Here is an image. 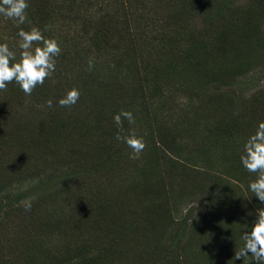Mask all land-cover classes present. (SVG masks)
I'll return each mask as SVG.
<instances>
[{"label": "trees", "instance_id": "16d2710c", "mask_svg": "<svg viewBox=\"0 0 264 264\" xmlns=\"http://www.w3.org/2000/svg\"><path fill=\"white\" fill-rule=\"evenodd\" d=\"M81 1L29 0L32 7L27 10L28 18L33 26L42 29L45 26L49 27L50 30L44 33L45 36H52L53 23L60 20L80 24L77 21L98 19L97 25L84 23L80 28L81 31H92L90 45L96 55L93 58L95 71L91 73L95 77L103 75L102 82L107 83L109 69L120 70L127 67L132 73L134 70L143 76L145 82L143 91L149 92L148 99H152L153 102L157 100V103L161 102L165 106L169 100L180 94L186 95L188 99V105L175 108L178 110L177 114L171 112L174 108L165 111L163 117L153 113L154 117H151V120L154 119L152 124L157 137V142L155 141L157 147L152 145L148 158L141 157V163L148 168L151 165L156 166L151 173L163 176L162 170L157 173L160 166L158 161L162 159L168 164L170 160L169 174L180 175V172L187 174L195 190L200 192L203 190L209 200L201 207L197 216L189 211L174 231L169 233L167 227L175 223L176 216L171 212L173 209H170L168 195L166 194L165 200L161 198L157 203V210L152 211L150 218L152 220L147 223L153 227L145 229L154 238L155 247L152 250H138L141 258L145 259L146 264H234L235 252L244 245L243 233L250 231L256 219V209L264 207L248 188L256 174L249 173L240 162L244 143L254 133L258 123L264 120V87L249 94L238 88L243 82L240 83L243 75L248 74L258 65L257 63L264 64V0H158L165 5L168 13L167 19L162 16L157 19V23L143 11L138 12L139 8L144 9L148 0H122L127 1L129 11L123 5L119 10H114L115 14L102 8L90 11V5L88 3L83 5ZM12 26L13 23H10L7 27L9 29ZM112 51H115L113 67L98 62L101 53L106 55ZM88 53L90 54L85 53L87 57L90 56ZM80 54L84 57L83 52H76V56ZM59 58L62 65L65 62V55ZM81 80L88 82L84 77ZM12 85L14 84H9L8 89L11 90ZM167 86L171 92L165 96L162 92ZM12 106L13 101L10 99L2 102L0 116H3V113L10 114ZM94 117L100 122L97 120L98 117ZM174 118L176 119L174 125L177 124L178 127L175 133L172 132L174 125L168 126ZM69 122L71 121H64L63 124ZM57 125L59 124L55 123V133H58L59 141H56V147L69 146V151H73L71 138L78 131L65 125L68 133L63 135L61 128L57 129ZM17 130L21 132L19 128ZM6 132L8 133L7 130ZM2 133L1 135H4V131ZM151 140L153 141V138ZM92 150L94 153L91 155H83V151L78 150L74 154L75 158L65 160L75 166H78L76 163H90L89 166L80 167L77 170H81L80 173L102 172L106 167L107 172H112L117 179L116 190L111 194L110 187L114 186V178L113 175L111 178L107 177L108 194L100 196L102 199L96 197L97 205L93 207L94 209L89 202H81V206L87 209L82 211L84 215L102 220L97 225L101 236L104 231L103 224H106L107 231L104 234L107 235V245L88 242L86 246L75 244L61 249L57 245L42 241L39 252L46 254V258L51 254H59L57 259H55L57 256L51 257L55 260L49 264H119L115 261L117 252H112V248L115 242L120 245L123 239L121 235L124 220L120 219V215H124L131 199L125 196L135 193L142 196L148 190L152 194L150 198L154 200L155 195H164L162 191L169 194L171 190L172 182L171 185L167 184L169 186L164 185L165 180L162 177L161 190L156 188V192L152 191V182L140 188L138 181L144 182L147 179L144 170L141 172L143 174L141 178L138 174L133 178L130 175L131 178L128 180H122L117 167L118 163L127 159L123 147L116 145L114 147L113 144H107L106 147L105 144ZM155 153H159L160 159L153 157ZM51 158L63 162L62 156L54 154ZM177 160L185 163H177ZM198 160L205 163V166L196 165ZM26 162L29 163L28 160ZM180 164L192 170L184 171L179 167ZM218 164L222 166V169L218 170L220 173L212 175ZM10 167H2L0 185L4 183L3 176L9 178L8 172L14 171L12 174L17 176L14 167L11 169ZM34 171H29L28 175ZM20 173L23 176V173ZM208 175L212 177L207 178ZM225 176L228 178L224 179ZM65 179L71 180L73 176L67 173ZM135 179L138 181L135 182ZM231 180L235 183H231ZM228 184L235 187L237 197L224 193V190H218L219 187L227 188ZM105 187L106 185L103 186ZM190 188L192 187L186 184L179 185L178 193L185 198L177 200V197H173L175 208L193 195L194 192ZM24 196L26 192L15 202L20 203ZM8 203V196L0 199V213L13 209ZM15 207L25 206L16 204ZM64 218L60 215L59 220ZM157 224L162 225L156 229L154 227ZM45 226L48 227L27 228V234L37 231L36 235L29 234V242H34L33 237L38 238L40 235L48 238L59 234L50 223ZM110 233L113 235L110 236ZM167 236L168 243L163 240ZM214 239L217 241L223 239L228 246L224 261L216 260L218 249L212 248L213 252L210 250L216 255L210 259V256H204L206 252L197 247L202 245V242L204 244V241L216 243ZM3 245L2 243L4 248ZM210 251L208 252L212 255ZM19 253L20 249L17 248L8 252L12 257L11 261H15L16 264H32L37 258V254L35 256L30 254L31 251L26 250L22 255ZM245 260V263L235 264H255L251 256ZM4 262H7V259ZM140 263L137 261L133 264Z\"/></svg>", "mask_w": 264, "mask_h": 264}, {"label": "rangeland", "instance_id": "374dc122", "mask_svg": "<svg viewBox=\"0 0 264 264\" xmlns=\"http://www.w3.org/2000/svg\"><path fill=\"white\" fill-rule=\"evenodd\" d=\"M81 2L83 5L88 3L90 11L102 8L106 11L108 9L112 14H115L116 11L114 10H119L123 5L129 11L127 1L122 0H82ZM141 11L147 17H152L156 23L158 18H162V16L166 18L168 13V9L165 10V5L158 0H148L144 9H138V12ZM84 20L77 21L80 24H73L74 21L68 22L63 20L53 23V28H51L52 36L48 37H57L59 39L62 49L60 56L65 55V62L61 65V60L57 57L56 72L50 79L45 81L43 86H37L31 96H26L15 82H13L14 85L11 87L13 91L8 89V87L7 91H0V107L2 106V102L6 100L10 99L13 101V108L10 114L3 113V116H0V120H2L0 121V138H2L0 139V159L2 158L0 162V177L2 167L9 168L11 166L10 169L14 167L17 174V176H14L12 174L14 171L8 172L9 178L6 179L3 176L2 180H4V183L0 185V199L8 196V204L13 206V209H7L0 213V264H16L15 261H11L12 257L8 254L13 248L20 249L19 254L21 255L26 250L31 251L30 254L34 256L37 254V258L32 261V264H49L51 261L57 259L59 254L52 252L56 254H51L46 258V254L39 252L42 241H46L50 245H57L61 249L68 245L72 247L75 244L82 246L85 244L86 246L88 242L91 244L94 242V244L107 245V235L104 234L107 231L106 224H103L104 231L101 236L97 225L102 220L97 217L92 218L84 215L82 211L87 209L81 206V202H89L92 208L96 207V197H100L105 193L108 194L107 177L111 178L113 175L114 178V186L110 187L111 194L116 190L117 179L112 172H107L106 167L103 168L102 172L97 173H80L81 170L77 171L84 165H90V163H76L78 166H75L72 162L65 160V158H75L74 154L78 150L83 151V155H91L94 153L92 149L96 148V146L101 148L105 144L106 147L107 144H113L114 147L115 145L123 147L127 159L118 163L117 167V171L119 174L121 173L122 180H128L138 174H140L141 178L143 177L141 172L144 170V174H147L146 181L143 182L135 179V182L138 181L140 188H144L146 183L152 182V191L156 192V188L161 190V177L165 180V183L163 182L164 185L172 182L169 194L162 191L164 195L158 196L157 194L154 200L151 199L152 194L148 190L142 196L138 193L129 194L128 197L125 196V198L131 197V199L128 207L125 209L124 215H120V219L124 220L122 222V226L124 225V227H122L123 232L121 235L123 239L120 245H117L115 242L112 248V252H117L115 261L119 264H133L137 261L141 262L140 264H146L145 259L141 258L139 251L152 250L155 247L154 238L145 229L153 227L147 223L152 220H150L153 214L152 211L157 210V203L161 198L165 200V197L168 195L170 198V209H173L171 212L176 216L175 223L167 227V232L169 233L174 231L178 223H181L183 217L189 211H192L193 215L197 216L201 207L207 204L209 200L203 190L202 192L195 190L187 174H181V172L180 175L169 174L170 169L168 167L171 165L170 160H168V164L164 163L162 159L158 161L160 166L157 173L162 170L163 176L151 173L156 166L151 165L148 168L144 163H141V157L148 158L150 147H153L152 145H155L157 142L153 128L154 124H152V120L154 119L152 118L151 120V117H154L153 113L155 112L157 115L163 117L165 116V111L174 108L171 112L177 114L178 110L176 109L178 107L188 105L187 96L180 94L174 97V99L169 100L165 106L161 102L157 103V100L153 102L152 99H148L149 92L143 91L145 83L143 76L134 70L132 73L127 67V70L126 68H120V70L109 69L107 83L102 82L103 75H96L95 77L91 73L95 70H89L88 68L89 59H93L96 55L93 47L90 45L92 31H81L80 28L83 27L84 23L86 25H97L98 19ZM10 23H13V26L8 29L7 26ZM32 26L33 23L28 18L25 24L20 25V28L28 30L27 28L30 29ZM20 28L16 26L14 21L6 20L3 16H0V43L7 42L9 47L17 52V58H19V37L17 36V32ZM77 51L83 52L84 57L81 54L76 56ZM86 52H90V54L88 53L89 57L86 56ZM114 55L115 51L111 53L107 52L106 55L101 53L98 62H103V64L113 67ZM127 63L131 65L130 62ZM257 64L248 74L242 76L240 83L241 81L243 82L238 86L239 89L246 91L248 94L264 87V64ZM83 77L88 81L87 83L82 82L81 79ZM74 86L78 87L81 91L79 101L70 108L60 107L58 104L59 99ZM163 89L162 94L168 96L171 92L169 86ZM49 99L53 101L52 108L47 106ZM16 101L19 103L17 104ZM121 109L130 110L135 116V124L133 125H130L127 120L124 121L125 133L130 129H135L139 135L144 136L147 142V147L140 157L135 160L129 157L131 149L116 139L118 128L114 123L113 117ZM94 116L98 117L99 119L97 120L100 122H97ZM92 117H94L93 120L95 122L92 121ZM64 121L71 122L63 124ZM175 122L176 119L174 118L168 126L173 127ZM55 123L59 124L57 125V129L61 128V134L63 135L68 133L67 128L69 127L78 131L71 138V141H73L71 149L73 151H69V146H65L64 148L56 147L59 141L57 139L58 133H55ZM176 125H174V130H171L173 133L178 131ZM3 131L4 135H1ZM151 138H153V141ZM54 154L62 156L63 162L51 158ZM158 155L159 153H155L153 157L160 159ZM27 160L29 163L26 162ZM177 163L185 162L177 160ZM196 165L205 166V163L198 160ZM179 167L187 172L192 170V168L183 164H180ZM220 169H222V166L218 164L212 175H218L220 173L218 170ZM29 171L34 172L28 175ZM20 172L23 173V176H21ZM67 173L71 174L73 179H65ZM212 175L206 177L210 178ZM220 175L223 176L222 174ZM156 178L158 179L155 180ZM207 178L204 179L207 180ZM227 178V176L224 177V179ZM6 180L7 184H5ZM122 180L118 179L121 182ZM230 182L235 183L232 180ZM181 184L191 186L192 188L190 189L194 193L175 208L176 205H174L173 197H177V200L185 198L179 194V185ZM105 185L106 187L103 188ZM3 186L4 188L2 189ZM218 190H224V193L230 194L234 198L236 196V189L233 185L229 186L228 184L227 188L223 189L219 187ZM25 192L26 196L21 198V202H15ZM100 199L102 198L100 197ZM29 200L32 205L30 211H26L25 207H15L16 204L25 206L24 202ZM4 202L6 201L4 200ZM60 215L65 217L61 221L59 220ZM56 217H59V219ZM48 223L59 234L48 238L40 235L38 238L33 237L35 239L34 242H29L30 235H36L37 231L29 233V235L26 233L27 228H45L48 227L45 226ZM107 224L111 223L107 222ZM161 225L157 224L154 228L158 229ZM112 235L110 233V236ZM163 240L168 243V236L164 237ZM214 241L216 243H212L210 240L208 242L204 241V244L202 242V245H198L197 247L206 252L207 254L204 256H210V259L216 256L214 253L212 254V248L218 249L219 254L216 256V260L224 261L223 259L227 256L228 246L223 239L222 241L214 239ZM2 243L4 244V248L2 247ZM121 245L124 246V249ZM92 251L94 252L95 248ZM54 256L57 257L52 259ZM6 259L7 262H4ZM245 261V258L238 259L235 263H245Z\"/></svg>", "mask_w": 264, "mask_h": 264}, {"label": "clouds", "instance_id": "9594fccd", "mask_svg": "<svg viewBox=\"0 0 264 264\" xmlns=\"http://www.w3.org/2000/svg\"><path fill=\"white\" fill-rule=\"evenodd\" d=\"M29 7V0H0V16L14 21L20 28L28 20ZM49 30L48 26L43 29L38 26H32L28 30L20 28L17 32L19 58L7 42L0 43V91H7L8 85L15 82L26 96H31L37 86H43L54 75L57 57L62 49L57 37L45 36L44 33ZM94 67V60L90 58L88 68L92 70ZM80 96V89L74 86L59 99L58 104L60 107L70 108L79 101ZM47 106L53 107L51 99L47 101ZM113 120L118 128L116 139L131 149L130 159H138L147 147V142L135 129L126 133L124 129L125 120L130 125L135 124L133 112L121 109ZM240 162L249 173L256 174L248 188L264 205V120L258 123L254 133L244 143ZM24 204L25 210L30 211L31 201ZM242 239L244 245L235 252L236 260L251 256L255 264H264V207L256 209V219L250 231L243 233Z\"/></svg>", "mask_w": 264, "mask_h": 264}]
</instances>
